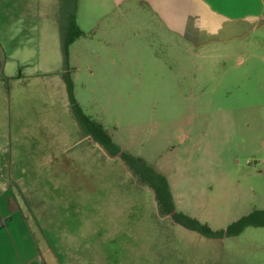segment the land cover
Returning a JSON list of instances; mask_svg holds the SVG:
<instances>
[{
	"label": "rangeland",
	"instance_id": "obj_1",
	"mask_svg": "<svg viewBox=\"0 0 264 264\" xmlns=\"http://www.w3.org/2000/svg\"><path fill=\"white\" fill-rule=\"evenodd\" d=\"M32 26L27 38L0 36V205L6 189L43 264H219L262 252V229L220 239L174 223L148 184L164 178L175 213L211 230L264 209V32L238 57L177 53L168 65L138 38L122 55L80 38L68 63L58 28ZM68 80L83 113L143 164L81 133Z\"/></svg>",
	"mask_w": 264,
	"mask_h": 264
},
{
	"label": "crops",
	"instance_id": "obj_2",
	"mask_svg": "<svg viewBox=\"0 0 264 264\" xmlns=\"http://www.w3.org/2000/svg\"><path fill=\"white\" fill-rule=\"evenodd\" d=\"M71 12L82 35L69 46L68 63L75 61L73 47L80 38L88 40L94 51L102 44L110 55L133 52L138 38L168 65L166 57L177 53L222 52L238 57L264 32V0H70V7L64 0H0V36L27 38L32 24L41 23L56 26L62 35ZM13 23L20 24L18 30ZM1 199L0 264H43L27 214L6 189ZM251 228L264 230V226ZM228 258L219 264H264V248L247 260L234 252Z\"/></svg>",
	"mask_w": 264,
	"mask_h": 264
},
{
	"label": "trees",
	"instance_id": "obj_3",
	"mask_svg": "<svg viewBox=\"0 0 264 264\" xmlns=\"http://www.w3.org/2000/svg\"><path fill=\"white\" fill-rule=\"evenodd\" d=\"M81 35L82 32L76 24L74 13L71 12L68 15L67 22L62 30V52L65 62L68 60L69 46ZM67 93L71 105L72 115L81 133L86 135V137H88L92 142L97 143L98 145L105 148L111 155L119 153V155L128 162L135 161L139 164H143L144 161L141 158L133 157L116 146L103 126L83 113L81 108L77 105L72 97L70 80H68L67 83ZM135 173L139 174L140 172L137 170ZM159 180V184H148L155 192L158 206H162L164 208L162 212L164 216L170 215L172 218H175L176 216L177 218L172 219V221L185 228L196 231L207 237L222 239L237 236L247 227L264 226V209H255L249 214L242 216L238 220L230 223L224 229L211 230L206 224L200 223L194 218L187 217L180 213H175L172 206V199L168 184L164 178L160 177Z\"/></svg>",
	"mask_w": 264,
	"mask_h": 264
},
{
	"label": "water",
	"instance_id": "obj_4",
	"mask_svg": "<svg viewBox=\"0 0 264 264\" xmlns=\"http://www.w3.org/2000/svg\"><path fill=\"white\" fill-rule=\"evenodd\" d=\"M262 147H263V149H264V143H262Z\"/></svg>",
	"mask_w": 264,
	"mask_h": 264
}]
</instances>
